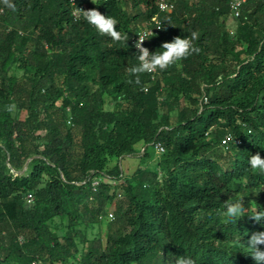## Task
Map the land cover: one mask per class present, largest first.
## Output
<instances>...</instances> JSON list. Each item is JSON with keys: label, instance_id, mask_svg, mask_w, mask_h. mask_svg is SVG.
<instances>
[{"label": "trees", "instance_id": "1", "mask_svg": "<svg viewBox=\"0 0 264 264\" xmlns=\"http://www.w3.org/2000/svg\"><path fill=\"white\" fill-rule=\"evenodd\" d=\"M230 1L175 0L166 12L158 0H77L116 18L126 43L75 20L71 0H0V264H256L264 172L248 159L264 158V0L244 3L233 33ZM156 15L151 53L192 32L200 52L136 84L134 38ZM140 142L146 157L163 146L158 167L123 177L110 164ZM240 199L243 216L229 220L226 202ZM104 217L105 239L79 256L82 226Z\"/></svg>", "mask_w": 264, "mask_h": 264}, {"label": "clouds", "instance_id": "2", "mask_svg": "<svg viewBox=\"0 0 264 264\" xmlns=\"http://www.w3.org/2000/svg\"><path fill=\"white\" fill-rule=\"evenodd\" d=\"M95 4L94 0H91ZM3 3L15 10V5L10 2V0H3ZM75 3V0H74ZM72 15L83 19L93 26L96 31L101 36L110 37L115 42H126L129 40L127 33H122L117 30L118 21L113 16H106L102 14L96 8L92 9H83L75 7ZM151 35L150 33H145L144 36H138V40L135 42L134 47L138 52L136 56L139 64L133 66L129 69V72L135 76V83L140 84V74L143 73H156L159 71H164L170 66L180 62L183 59H186L188 56L193 53L198 54L200 49L195 47L193 41L198 39V33L192 32L190 36L180 37L176 36L172 39L171 42H164L161 45V52H152L150 53L149 49L144 47V41L147 40V36ZM129 83H133L132 80H129ZM16 108L15 104L6 105V111L14 112ZM248 163L253 170H260L264 172V158L261 157L259 153L251 155L248 159ZM244 205L243 200H237L234 203L226 202V211L223 212V215L229 220L239 219L243 216ZM251 218L259 223L264 219V211H258L254 215H251ZM249 248L252 250L251 257L256 262V264H264V250L261 249V245H264V232L256 231L253 232L250 240L248 241ZM176 264H196V261L190 256H180L176 259Z\"/></svg>", "mask_w": 264, "mask_h": 264}, {"label": "rangeland", "instance_id": "3", "mask_svg": "<svg viewBox=\"0 0 264 264\" xmlns=\"http://www.w3.org/2000/svg\"><path fill=\"white\" fill-rule=\"evenodd\" d=\"M94 2L96 3L97 0H94ZM86 6L89 5L86 4ZM145 24L142 25V28L145 26ZM227 24L229 26L231 33H233L236 30L238 22L233 15H230V17L227 19ZM11 72L17 76V80L19 82H25L31 75V73H29L28 71L18 68L17 64H14L12 66ZM117 104H118L117 101L113 99L111 95H108L107 104L105 106L106 109H114L117 106ZM16 113H18L19 117L22 119H25L27 117V111L25 109L19 110L17 105L15 111L12 112V114L15 115ZM175 119H176L175 115L173 114L171 116V120L175 121ZM144 147H145L144 144L141 142L136 144V150L134 153L124 155L118 160H113V162L110 165L114 166L116 164H119L120 168L123 171V177L133 176L137 172L140 166H145L150 169H157L160 160V155L163 152V150L162 151L158 150L156 147L155 149L149 148L150 156L146 157L144 152ZM28 168H29V164L27 162L25 163L24 167L21 170H16L15 168H13V171L27 172ZM106 226H107V221L105 217L103 223H98L94 227L84 228V226H82V228L85 230L87 234V240L83 242H79V254H78L79 256H81L82 252H85L89 249V246L91 245L93 239L98 237L103 238V240L105 239ZM57 264H62V263H57Z\"/></svg>", "mask_w": 264, "mask_h": 264}, {"label": "built area", "instance_id": "4", "mask_svg": "<svg viewBox=\"0 0 264 264\" xmlns=\"http://www.w3.org/2000/svg\"><path fill=\"white\" fill-rule=\"evenodd\" d=\"M246 1L247 0H231L230 1V8H231L232 15L234 17H239L241 15L242 7ZM71 4H72V12L76 6L79 8L85 9V7L83 5L78 4L77 0H75V3H74V0H71ZM158 4H159L160 11L171 12L175 8V0H158ZM73 17L75 20H79L82 18V16L79 18H77L75 16H73ZM152 23L155 24V27H153L151 25ZM160 26H161V20L156 15L151 19V21H148L141 30H139L137 32L134 40L137 41L139 38L138 36H144L145 33H150V34L154 33ZM149 36L145 37V38H147V40L144 41L143 46L146 48H148L146 46V42L148 41ZM149 51H150V49H149ZM150 53H151V51H150ZM150 74H151L152 79H155L157 72L156 73H150ZM145 90H148L147 86L145 87ZM224 142H226V140H224ZM157 149L161 150V151L164 150L163 146L160 143L157 144ZM99 182H100V179L96 177L93 181L94 189H96ZM33 198H34L33 194L30 193L28 196V201H32ZM109 217L113 218L114 217L113 213H109Z\"/></svg>", "mask_w": 264, "mask_h": 264}]
</instances>
